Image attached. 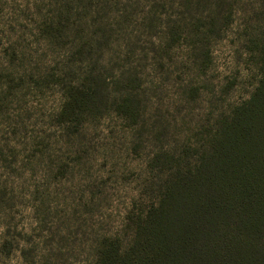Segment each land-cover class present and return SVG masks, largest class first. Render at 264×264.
Masks as SVG:
<instances>
[{"label":"rangeland","instance_id":"rangeland-1","mask_svg":"<svg viewBox=\"0 0 264 264\" xmlns=\"http://www.w3.org/2000/svg\"><path fill=\"white\" fill-rule=\"evenodd\" d=\"M263 31L264 0H0V264L131 240L251 95Z\"/></svg>","mask_w":264,"mask_h":264},{"label":"trees","instance_id":"trees-1","mask_svg":"<svg viewBox=\"0 0 264 264\" xmlns=\"http://www.w3.org/2000/svg\"><path fill=\"white\" fill-rule=\"evenodd\" d=\"M249 98L217 122L208 152L159 179L131 240L100 242L93 264H264V31Z\"/></svg>","mask_w":264,"mask_h":264}]
</instances>
